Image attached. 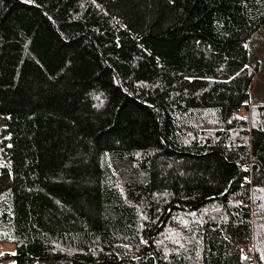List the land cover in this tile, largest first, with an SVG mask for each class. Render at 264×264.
Masks as SVG:
<instances>
[{
	"label": "trees",
	"instance_id": "trees-1",
	"mask_svg": "<svg viewBox=\"0 0 264 264\" xmlns=\"http://www.w3.org/2000/svg\"><path fill=\"white\" fill-rule=\"evenodd\" d=\"M263 29L264 0H0V263L254 264Z\"/></svg>",
	"mask_w": 264,
	"mask_h": 264
},
{
	"label": "rangeland",
	"instance_id": "rangeland-1",
	"mask_svg": "<svg viewBox=\"0 0 264 264\" xmlns=\"http://www.w3.org/2000/svg\"><path fill=\"white\" fill-rule=\"evenodd\" d=\"M255 38L252 44L250 45V50L252 54V62L253 64L257 62L264 63V29L260 30L255 35ZM261 104H264V78L259 77L257 79V82L252 92V102L249 107L250 112L248 113L249 119H251V116H252V113H251V111L253 110L252 108L255 107L256 105H261ZM4 122H5L4 119H0V127L4 125ZM8 165H9L8 161H5L4 163L1 164L0 169ZM254 213H256V210H254ZM254 219H257V216H255ZM262 222H264V220ZM262 231L263 230L256 229V226H255L254 243H253V248L251 251V257H252L254 264L258 263L256 260H259V256H256L258 252V248H264L263 238H260V234ZM15 253H16V249L13 244L0 243V257L4 255H15ZM0 264H16V260L6 259L2 261Z\"/></svg>",
	"mask_w": 264,
	"mask_h": 264
}]
</instances>
